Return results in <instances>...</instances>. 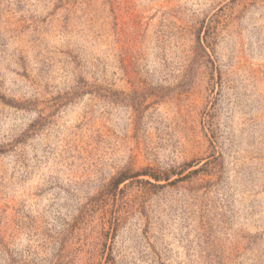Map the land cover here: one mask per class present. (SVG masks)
Returning <instances> with one entry per match:
<instances>
[{
	"label": "rangeland",
	"instance_id": "374dc122",
	"mask_svg": "<svg viewBox=\"0 0 264 264\" xmlns=\"http://www.w3.org/2000/svg\"><path fill=\"white\" fill-rule=\"evenodd\" d=\"M0 264H264V0H0Z\"/></svg>",
	"mask_w": 264,
	"mask_h": 264
}]
</instances>
